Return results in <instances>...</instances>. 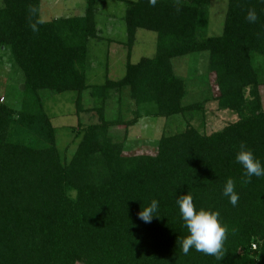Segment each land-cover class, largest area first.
<instances>
[{
  "label": "trees",
  "instance_id": "obj_1",
  "mask_svg": "<svg viewBox=\"0 0 264 264\" xmlns=\"http://www.w3.org/2000/svg\"><path fill=\"white\" fill-rule=\"evenodd\" d=\"M127 2L125 76L89 85L97 0H86L82 16L48 22L41 0H2L0 49L11 51L24 85L0 103V264H264V177L245 182L235 161L243 143L264 164V3L228 0L223 33L212 37L211 0ZM30 7L37 9L32 22L42 21L35 33ZM249 8L258 13L255 24L245 20ZM139 30L157 35L156 54L132 64ZM204 52L218 94L185 106L186 81L173 60ZM67 94L77 117L68 129L80 141L60 150L47 101ZM117 97L133 118L120 112L108 119ZM210 102L237 121L208 133ZM142 106H153L147 116L165 119L167 128L156 155L126 156ZM229 178L239 194L235 207L223 195ZM187 193L197 209L220 213L228 229L221 260L180 251L188 232L176 198ZM153 199L159 217L144 223L138 213Z\"/></svg>",
  "mask_w": 264,
  "mask_h": 264
},
{
  "label": "rangeland",
  "instance_id": "obj_2",
  "mask_svg": "<svg viewBox=\"0 0 264 264\" xmlns=\"http://www.w3.org/2000/svg\"><path fill=\"white\" fill-rule=\"evenodd\" d=\"M134 0H97V26L99 39H92L88 45L87 83L89 85H102L107 78L112 81L121 80L126 73L128 62L127 27L125 22L126 11ZM209 36H220L227 13L228 0H211ZM2 0H0V5ZM81 7L85 12L86 0H41V19L52 21L56 18L82 16ZM49 8L53 14L49 15ZM157 35L146 30H139L136 43L132 50L130 61L137 64L142 58H153L156 54ZM208 53H194L173 60L176 74L186 81L187 96L184 98L185 106L211 99L218 94L214 77L208 69ZM24 74L15 64L9 49H0V103L10 101L13 96L22 90ZM264 106V87L261 88ZM70 94L51 97L47 107L53 116V124L58 129V147L64 150L71 142L72 149L79 143L68 129L76 127L75 105ZM12 101V99H11ZM10 103V102H9ZM108 119L115 120L120 112L124 118L131 119L133 114L124 113L126 101L123 104L118 97L108 102ZM16 108L19 107L15 103ZM18 105V106H17ZM206 130L208 133L217 132L228 124L237 121V117L229 112L217 110L216 103L207 104ZM133 109V107H132ZM153 106L140 108L141 118L138 123L129 129L128 138L124 144L126 156L139 154L156 155L159 140L167 121L163 118L147 116ZM182 119H178L176 124ZM175 127V124H172ZM185 123H183V127ZM123 138L124 128H117Z\"/></svg>",
  "mask_w": 264,
  "mask_h": 264
},
{
  "label": "clouds",
  "instance_id": "obj_3",
  "mask_svg": "<svg viewBox=\"0 0 264 264\" xmlns=\"http://www.w3.org/2000/svg\"><path fill=\"white\" fill-rule=\"evenodd\" d=\"M260 2L264 3V0H260ZM148 3L150 6L155 7L157 0H148ZM28 12L29 27L34 33L38 32V25L42 21L37 19L32 22L37 14V9L30 7ZM245 20L249 24L258 22L259 17L255 8L248 9ZM235 161L244 170L243 177L245 182H251L253 176L256 178L264 177V164L245 144L241 143L240 150L235 156ZM235 187V182L229 178L223 188V195L228 197L229 203L233 207L237 206L239 201V194L236 192ZM176 204L183 226L188 232V235L179 241L180 251L184 255H188L190 250H195L221 260L224 254V244L227 240L228 229L223 224L220 213L203 208L197 209L193 202V196L189 193L177 197ZM158 210L159 202L153 199L148 206L138 213V216L144 223H151L154 217H159L157 215Z\"/></svg>",
  "mask_w": 264,
  "mask_h": 264
},
{
  "label": "crops",
  "instance_id": "obj_4",
  "mask_svg": "<svg viewBox=\"0 0 264 264\" xmlns=\"http://www.w3.org/2000/svg\"><path fill=\"white\" fill-rule=\"evenodd\" d=\"M83 9H84V7H81V11H82V13L84 12ZM48 10H49V12H48L49 15L53 14V11H52L51 8H49ZM50 13H51V14H50Z\"/></svg>",
  "mask_w": 264,
  "mask_h": 264
}]
</instances>
